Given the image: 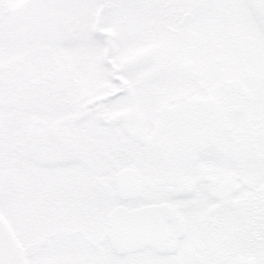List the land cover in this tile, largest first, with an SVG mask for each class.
I'll list each match as a JSON object with an SVG mask.
<instances>
[{"label":"snow or ice","instance_id":"1","mask_svg":"<svg viewBox=\"0 0 264 264\" xmlns=\"http://www.w3.org/2000/svg\"><path fill=\"white\" fill-rule=\"evenodd\" d=\"M0 264H264V0H0Z\"/></svg>","mask_w":264,"mask_h":264}]
</instances>
